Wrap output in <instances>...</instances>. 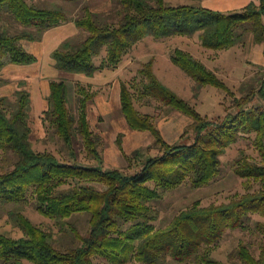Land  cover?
<instances>
[{"label": "trees", "instance_id": "16d2710c", "mask_svg": "<svg viewBox=\"0 0 264 264\" xmlns=\"http://www.w3.org/2000/svg\"><path fill=\"white\" fill-rule=\"evenodd\" d=\"M114 2L118 4L115 12L121 20L109 24L99 21L100 14L89 5L84 6L86 13L75 16L70 10L68 13L27 0H0V17L3 12L9 13L25 27L15 34L7 28L0 29V71L8 63L37 61L21 41L41 39L47 30L69 21L88 34L84 38L82 35L66 39L53 53L56 66L62 71L88 76L106 65L119 64L146 36H193L201 31L204 45L214 49L233 45L240 29L255 32L259 40H264V0L231 13L191 4L170 5L165 0ZM104 51L106 57L98 65L94 59ZM174 60L197 83L228 89L215 73L183 50L176 51ZM145 66L142 72L149 75V81L142 82V92L195 118L199 134L192 143H169L153 116L137 108L134 86L124 82L121 102L127 121L134 129L150 130L155 137L152 147L162 150L155 156L142 148L126 154L127 159L141 162L140 170L131 174L118 167L104 169L64 161L53 152L36 150L29 121L30 92L18 91L17 107L12 110L5 106L7 98H0V147L19 157L12 170L0 171V202H19L33 193L38 209L53 219L63 220L82 211H90L92 215L90 233L81 237L82 244L63 251L54 245L50 232L19 214L25 236L15 239L0 233V264H24V260L34 264H95L96 255L125 259L134 255L142 262L154 264L167 256L181 262L228 264L211 257L208 247L217 244L227 229L242 226L251 212L264 216V164L245 160L235 171L241 177L260 182L259 190L228 203L202 206L198 201L180 211L169 228L156 230L153 222L157 215L152 203L187 178L195 187L210 183L220 172V153L240 136L255 133L256 144L264 158V109L242 105L237 112L228 113L221 120L203 119L183 97L159 80L150 68L152 65ZM50 84V106L45 111V120L54 126L67 146L72 148L74 138L80 136L88 154L100 160V139L91 127L87 110L94 94L81 86L75 112L67 81L53 79ZM73 179L99 181L108 188L99 190L92 185L65 188ZM151 182L155 186L152 187ZM258 227L264 233V221L259 222ZM262 243L259 256H255L247 244L240 246L237 251L241 264H264V241Z\"/></svg>", "mask_w": 264, "mask_h": 264}, {"label": "rangeland", "instance_id": "374dc122", "mask_svg": "<svg viewBox=\"0 0 264 264\" xmlns=\"http://www.w3.org/2000/svg\"><path fill=\"white\" fill-rule=\"evenodd\" d=\"M27 1L38 6L62 9L68 13L71 11L75 16L86 13L84 6L89 5L91 10L100 14L99 21L103 23L112 24L121 20V17L115 12L118 4L114 0H81L77 3L64 0ZM165 1L170 5L206 6L226 13L242 9L239 6L231 8V4L224 0ZM4 28H7L12 34L25 29L14 15H9L6 12L1 13L0 17V29ZM87 34L88 31L80 29V33L76 36L83 35L84 38ZM201 34L200 31L193 36L175 35L162 38L146 36L126 53L119 64L106 65L99 69L100 72L96 74L95 80L91 79L92 83H85L84 80L77 79V77L72 78L71 74L75 73L62 71L56 66L59 73L51 81L53 79L67 81L70 87L73 111L77 110L76 101L80 95L81 86H85L94 94L87 110L91 127L100 139L102 158L98 160L88 154L80 136L74 138L72 148L67 146L57 134L54 126L45 120L46 112L40 114L37 113V110H33V115L29 117L33 127L31 139L34 148L38 151L53 152L64 161L78 162L86 166H101L104 169L118 167L129 174L139 171L141 162L135 158L127 159L126 154L130 155L134 150L142 148L148 150L149 155L155 156L158 153L161 154L162 150L159 147H152L155 137L150 130L134 129L127 121L122 111V102L119 101L124 82L134 86L137 108L141 112L153 116L154 122L169 143L194 142L199 134L196 130L195 118L179 109L170 108L149 93L142 92L144 90L142 82L149 81V75L142 72L148 63L152 65L150 68L159 80L170 87L174 93L183 97L203 119L221 120L228 113L237 112L242 105L247 108L255 106L264 109V95H262L264 88V40H259L255 32L240 29L235 36L233 45L214 49L204 45ZM178 49L183 50L193 60L199 61L207 70L215 73L228 89L225 90L209 83H197L175 62L174 56ZM47 51L40 48L38 54L45 59L48 55ZM106 54L107 52L104 51L100 56L95 57L94 62L101 65ZM52 60H55L53 56ZM22 77L10 69L0 71V98H7L5 106L9 110L17 107L15 104H17L18 91L31 90L32 88L31 84L21 81ZM18 158L15 152L0 147V171L12 170ZM219 159L221 162L220 172L210 183L202 185V187H195L187 178L174 190L165 192L162 199L152 203L155 208L154 214L157 215L153 222L156 230L162 231L169 228L180 211L193 206L198 201L202 203V206L212 203H228L234 198L261 188L260 182L241 177L235 171L236 167L245 160L264 164L263 155L256 144L255 133L240 136L235 143L220 153ZM74 185H92L99 190L108 188L105 183L81 179H73L64 187L68 188ZM150 185L153 187L155 183L151 182ZM26 197L19 202H0V233L15 239L24 237L25 230L18 218L19 214H24L34 224L50 232L53 235L54 245L63 251L80 246L82 244L81 237L89 235L92 216L90 211L74 213L66 219L56 220L46 216L38 209L37 198L33 193ZM263 221L264 216L261 213L251 212L249 219L242 226L232 230L227 229L217 244L208 247L209 255L228 264H241L242 259L237 250L240 246L247 244L252 253L259 256L264 233L259 229L258 223ZM123 258L96 255L94 260L95 264H154L142 262L134 255L124 258V260ZM24 264L34 263L24 260ZM156 264L199 263L196 260L181 262L172 256H167Z\"/></svg>", "mask_w": 264, "mask_h": 264}, {"label": "crops", "instance_id": "0c3cea01", "mask_svg": "<svg viewBox=\"0 0 264 264\" xmlns=\"http://www.w3.org/2000/svg\"><path fill=\"white\" fill-rule=\"evenodd\" d=\"M224 1L229 2L231 4L230 5L231 8H236L238 6L244 8L252 2H255L256 4L261 3V0H224ZM79 33H80V28L77 27L76 23L73 21H69L47 30L43 34L41 39L38 40L23 39L21 41L22 45L29 52H31L37 57V61L31 64L8 63L2 69V70L10 69L11 71H16L18 75L23 76L21 81H25L32 85L31 90H28L30 92V97H31L29 117L33 115V110H37V113L40 114L48 110L50 106L48 97L50 96L51 93V84H50L51 79L57 76V73H59L57 72L56 61L52 60L53 53L57 48H59V46L62 44L64 40L68 38L70 39V37L76 36ZM40 48H42L44 51L48 50L47 51L48 55H46L47 57L45 59L41 58L40 55L38 54ZM98 72L100 71L97 70L95 74L92 76H88L84 73H75L71 75H73L72 78L77 77V79L80 78L84 80L85 83H89L93 79L95 80V78L97 77L96 74ZM119 101L121 100L119 99Z\"/></svg>", "mask_w": 264, "mask_h": 264}]
</instances>
